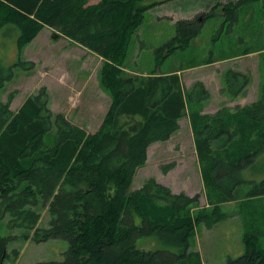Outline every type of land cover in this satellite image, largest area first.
<instances>
[{"label":"trees","instance_id":"obj_1","mask_svg":"<svg viewBox=\"0 0 264 264\" xmlns=\"http://www.w3.org/2000/svg\"><path fill=\"white\" fill-rule=\"evenodd\" d=\"M166 1L0 0V30L16 29L20 49L43 28L53 30L58 38L101 59L98 81L110 97L92 133L50 110L44 87L16 111L11 109L14 92L0 99L2 212L9 215L10 227L31 233L24 235L26 240L60 239L68 244L62 261L37 264H202L199 253L190 249L195 227L203 223L210 228L221 221L225 216L218 210L224 203L264 196V180L257 184L244 178L257 160L264 159V78L258 101L207 114L203 102L209 92L202 82L185 90L179 71L141 75L126 70L128 46L144 14ZM260 1L237 0L221 9L226 20L236 21L240 8ZM206 18L177 21L176 35L157 53L185 49ZM256 51H263L264 59V49L242 55ZM12 78V69L0 64V91ZM248 82L247 75L228 70L224 91L232 99L245 96ZM183 118L193 133L210 212L193 215L199 195L173 193L154 178L129 191L135 173L146 163L149 146L169 140ZM52 129L55 135L47 144L45 137ZM174 166L160 169L166 174ZM245 184L253 187L243 192ZM39 202L49 216L46 228L38 226ZM141 237H155L164 249H137ZM8 240L0 238V264L7 257ZM226 264H264V246L247 233L243 254Z\"/></svg>","mask_w":264,"mask_h":264},{"label":"rangeland","instance_id":"obj_2","mask_svg":"<svg viewBox=\"0 0 264 264\" xmlns=\"http://www.w3.org/2000/svg\"><path fill=\"white\" fill-rule=\"evenodd\" d=\"M89 1L93 3L98 0ZM152 1L145 0V3ZM235 1L168 0L150 9L144 14L141 25L129 43L124 63L126 70L141 75L179 71L185 90L202 82L209 92V98L203 102V112L206 113L216 112L223 106L235 107L258 101L262 93L263 74L257 76L255 72L252 76L247 73L249 70L255 71L257 61H254L255 64L247 63L246 60L234 63L231 59L245 51L264 49V9L260 3L256 5L252 2L238 10L236 21L226 20L221 6ZM199 10L202 12L193 19L207 16L205 21L199 22V35L185 49H177L171 54L166 51L157 53L176 35V22L191 17ZM53 35L54 31L44 28L31 43L20 49L16 29L0 30V64L4 69L11 68L13 71L12 80L0 91V99L5 101L8 94L14 92L11 109L16 111L28 96L35 95L40 87H44L50 110L63 114L86 133L94 132L110 103L108 93L98 81L101 59L79 46H67V41H61L58 37L53 39ZM229 59L230 62L217 63ZM261 60L264 64L263 56ZM24 62V65L20 64ZM209 62L214 64L206 65ZM236 65H241L244 72L238 71L236 68L239 66ZM228 70L249 77L245 96L232 99L224 91V74ZM179 123L178 131L168 143L150 148L148 160L135 173L129 191L141 188L147 179L154 178L169 184L177 193L184 192L191 197L199 195V208L192 210L193 215L202 211L210 212L212 209L206 201L189 121L183 118ZM54 135L52 129L45 137V142L50 144ZM169 163H174L175 167L163 174L160 166ZM244 178L257 184L263 181L264 159L257 160ZM252 187L245 184L242 191L247 192ZM35 210L40 214L38 226L48 227L46 208L40 203ZM218 211L225 217L210 228L203 223L198 224L190 241V249L199 253L202 264H226L227 259L243 254V237L247 233L258 237L264 246V196L227 202L220 205ZM9 221V215L2 212L0 204V238L9 239L3 264L63 260V253L68 248L66 241L51 239L35 243L30 237L26 240L24 235L30 236L31 233L10 227ZM135 223H140L138 218ZM136 248L153 251L164 249V246L155 237H141L136 241Z\"/></svg>","mask_w":264,"mask_h":264},{"label":"crops","instance_id":"obj_3","mask_svg":"<svg viewBox=\"0 0 264 264\" xmlns=\"http://www.w3.org/2000/svg\"><path fill=\"white\" fill-rule=\"evenodd\" d=\"M99 1V0H98ZM97 1V2H98ZM97 2H90L89 0H88V3L89 4H96ZM259 3H260V7H262L263 9H264V0H262V1H260V2H255V4L256 5H259ZM249 4H252V2L251 3H249ZM199 12H202V10H199V11H196L195 13H193V15L191 16V17H188V18H186V19H183V20H191V19H193V17L197 14V13H199ZM263 14V13H262ZM44 29V28H43ZM47 29H49V28H47ZM51 30V29H50ZM53 31V30H52ZM60 39H61V41L62 40H64V41H67V46H69V45H76V46H79V47H81L80 45H77V44H75V43H73V42H71L70 40H68V39H66V38H63V37H60ZM84 51H86L87 53H91V52H89L88 50H86L85 48H83V47H81ZM91 54H93V53H91ZM93 55H95V54H93ZM262 55H263V51H256V52H252V53H249V54H246V55H237V56H235V57H233L231 60H234V63H236V62H244L245 60H246V62L247 63H254V61L256 62L257 61V64H255V66H254V68H255V71L253 72V71H251V70H249V72H247V73H249L250 75H252L253 76V74L256 72L257 73V76H260V74H263V77H264V73H263V64H262ZM96 56V55H95ZM230 62V59L229 60H224V61H219V62H217V63H220V62ZM236 61V62H235ZM214 64V63H213ZM211 65V64H210ZM236 66H239V65H236ZM238 71H242V73L244 72V70H242V67H241V65L238 67V68H236ZM246 73V72H245ZM142 75H145L144 73L142 74ZM250 103H253V102H250ZM250 103H247V104H250ZM110 104V103H109ZM241 106H243V105H246V103H242V104H240ZM109 106V105H108ZM203 113H206V112H203ZM214 113V112H213ZM213 113H210V112H208L207 114H213ZM180 124V123H179ZM75 125V124H74ZM100 125V124H99ZM77 126V125H76ZM92 133V132H91ZM173 136V135H172ZM172 136L169 138V140H167V141H165L164 143H168V141H170V139H172ZM163 144V142L161 143V142H159V143H154V144H152L151 146H149V148H148V151H147V155L149 156V150H150V148L152 147V146H154V145H159V146H163L162 145ZM148 158V157H147ZM148 160V159H147ZM175 167V166H174ZM172 170V169H171ZM170 170V171H171ZM170 171H168L167 173H169ZM166 173V174H167ZM200 173V172H199ZM201 174V173H200ZM200 177H201V175H200ZM202 178V177H201ZM202 180V179H201ZM156 181L158 182V183H160V184H162V185H164V186H166V187H168V188H170L171 190H172V192L173 193H177V192H175V191H173L174 189L169 185V184H167V183H161V182H159L157 179H156ZM188 195V194H187ZM189 196V195H188ZM191 197V196H190Z\"/></svg>","mask_w":264,"mask_h":264},{"label":"water","instance_id":"obj_4","mask_svg":"<svg viewBox=\"0 0 264 264\" xmlns=\"http://www.w3.org/2000/svg\"><path fill=\"white\" fill-rule=\"evenodd\" d=\"M56 37H57V34H54V35H53V39H55Z\"/></svg>","mask_w":264,"mask_h":264}]
</instances>
